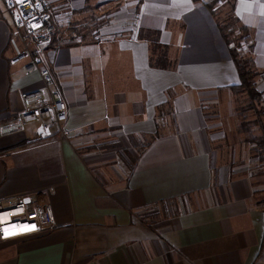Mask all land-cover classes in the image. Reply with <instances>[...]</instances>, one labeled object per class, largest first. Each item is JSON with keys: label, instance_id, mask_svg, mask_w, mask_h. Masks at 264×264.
<instances>
[{"label": "crops", "instance_id": "0c3cea01", "mask_svg": "<svg viewBox=\"0 0 264 264\" xmlns=\"http://www.w3.org/2000/svg\"><path fill=\"white\" fill-rule=\"evenodd\" d=\"M45 1L66 135L10 129L21 94L45 86L11 64L23 45L0 3V198L54 187L57 228L0 242V264H264V134L229 90L240 77L220 29L238 22L264 98V0Z\"/></svg>", "mask_w": 264, "mask_h": 264}, {"label": "built area", "instance_id": "2783aa9c", "mask_svg": "<svg viewBox=\"0 0 264 264\" xmlns=\"http://www.w3.org/2000/svg\"><path fill=\"white\" fill-rule=\"evenodd\" d=\"M0 3L23 45L22 51L12 59L11 64L23 65L26 80L38 79L45 86L44 90H26L21 94L24 109L10 129L38 123L41 139L48 140L56 135L65 137L63 125L68 121V107L61 94L52 90L53 76L50 69L45 67L43 57L57 34L56 19L50 6L45 0H24V3L0 0ZM55 192L54 187H49L13 199L0 198V242L30 240L45 231L55 230L57 224L54 213L47 205L49 197ZM35 208L45 211L50 221L48 227H43L33 217Z\"/></svg>", "mask_w": 264, "mask_h": 264}, {"label": "trees", "instance_id": "16d2710c", "mask_svg": "<svg viewBox=\"0 0 264 264\" xmlns=\"http://www.w3.org/2000/svg\"><path fill=\"white\" fill-rule=\"evenodd\" d=\"M93 11H97V9H93ZM238 28V22L234 19L220 28L221 33L229 46L231 56L236 64L240 77V84L229 90L237 96L242 95L248 97L249 108L256 111L261 130L264 134V98L258 90L257 73L252 68L249 60L244 57L240 46V39L236 37ZM83 40H87V38L85 37ZM259 160L261 164H264V144L260 146ZM257 176L264 177V168H261L257 172ZM259 203L264 211V193Z\"/></svg>", "mask_w": 264, "mask_h": 264}, {"label": "rangeland", "instance_id": "374dc122", "mask_svg": "<svg viewBox=\"0 0 264 264\" xmlns=\"http://www.w3.org/2000/svg\"><path fill=\"white\" fill-rule=\"evenodd\" d=\"M5 15H6L7 18H9V16H8V14H7L6 11H5ZM88 16H89V17H87V19H85L84 22H81L80 24H81L82 27H85V28L89 26V27H90L89 30H90L91 27L93 26V24H92V20H91V15L89 14ZM94 16H95V15H94ZM217 17H218V21H219L221 24H223V23H224V22H223V17L220 16L219 14L217 15ZM9 19H10V18H9ZM241 101H242L241 99H237V100H236V102L238 103L239 106H242V105H241L242 103H246L247 101L249 102V99H247V101H246V100H243L242 103H241Z\"/></svg>", "mask_w": 264, "mask_h": 264}, {"label": "snow or ice", "instance_id": "6c2138e0", "mask_svg": "<svg viewBox=\"0 0 264 264\" xmlns=\"http://www.w3.org/2000/svg\"><path fill=\"white\" fill-rule=\"evenodd\" d=\"M18 3H24V0H17ZM33 229H34V226H33ZM25 230H31V229H25ZM7 231V229H6ZM11 234H15V232H12Z\"/></svg>", "mask_w": 264, "mask_h": 264}]
</instances>
